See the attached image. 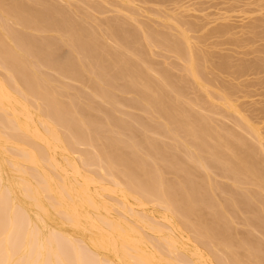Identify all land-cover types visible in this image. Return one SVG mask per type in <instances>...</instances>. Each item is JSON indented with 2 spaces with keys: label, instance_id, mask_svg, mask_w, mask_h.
Wrapping results in <instances>:
<instances>
[{
  "label": "bare ground",
  "instance_id": "obj_1",
  "mask_svg": "<svg viewBox=\"0 0 264 264\" xmlns=\"http://www.w3.org/2000/svg\"><path fill=\"white\" fill-rule=\"evenodd\" d=\"M60 1L0 0V152L9 154L3 162L16 175L15 180L5 179L0 160V264H208L199 247L214 264H264V193L257 192L264 186V155L259 152L260 159L257 154L262 140L251 118L248 122L242 114L238 117L234 102L225 95H219V105L245 120V127L237 125L246 136L220 128L221 138L214 141L213 133V141L205 139L216 130L208 126L211 119L201 113L195 117L198 110L187 105L190 92L187 101L183 96L192 84L207 92L200 78L203 68L198 70L201 66L192 57L193 41L189 44L186 37L183 46L171 44L170 35L161 40L147 26L149 32L141 28L137 34L125 18L127 9L125 19L115 18L111 29L99 35L86 22L90 15L80 21L72 10L61 8ZM8 20H13L11 25ZM181 28L185 38L189 32ZM106 34L114 37L115 45L106 47ZM133 44L141 49L133 50ZM154 48L170 49L175 60L182 61H175L182 67L173 65L183 74L153 66ZM260 67L253 68L254 75L264 73ZM61 80L83 84L89 92L82 101L68 93ZM113 93L134 95L122 102L146 117L122 112L125 106L117 109L119 104L110 103ZM111 104L116 109H109ZM183 105L191 106L193 114L184 113ZM201 105L196 108L202 112ZM256 137L257 148L249 144ZM96 142L100 147L95 148ZM78 145L83 149L73 152ZM58 149L66 152L63 164L57 160ZM69 151L74 156L77 152L80 165L71 161ZM215 175L232 185L214 181ZM249 180L259 190H241ZM90 185L98 188L91 191ZM214 192L224 196L221 202L216 203ZM105 196L114 204L105 205ZM21 199L35 207L34 221ZM41 199L63 224L91 232L93 250L87 242L49 226ZM149 204L166 212L161 222L146 215ZM89 209L97 213L94 218ZM239 214L245 215L247 231L233 227ZM178 228L196 244L190 257L178 242ZM102 251L112 253L116 261L103 257Z\"/></svg>",
  "mask_w": 264,
  "mask_h": 264
},
{
  "label": "rangeland",
  "instance_id": "obj_2",
  "mask_svg": "<svg viewBox=\"0 0 264 264\" xmlns=\"http://www.w3.org/2000/svg\"><path fill=\"white\" fill-rule=\"evenodd\" d=\"M23 1L26 4L27 3L30 4V2L32 0L31 1L30 0H23ZM56 1L58 2V0H56ZM60 2H62V3H60L59 5L63 4L61 8H63L64 10L66 9L67 12L72 10L74 13H77V14H73V12L71 11V15H77L78 16V17L75 16L78 20L86 19L88 17V15H90L91 17L86 19L87 21L86 20H83V21H86L87 23L89 21L90 24L89 23L88 24L90 26L92 25L93 28L95 27V30L97 32L99 31L98 32L99 35H100L101 30H105V32H103V31L102 32L107 33L108 30H110L111 27L113 26V24L111 26V22L113 21V23H115V18L117 19L119 17L122 19L128 18L127 20L129 22V24H131L132 26L134 25L138 29V31L135 30V31H137V34H139V32H142L143 30L148 31L147 28H151L153 31L155 29V32H153V31L152 32L155 33V35L159 39H161V40L165 39V41H166L167 36L170 35L168 38H170L171 40L170 39H168V40H170L172 42H170V41H168V42H170L171 44L173 43V44L179 45V46H183L185 44L186 37L189 38L190 39V40H188L189 44H190V41H191V43L193 41V43H192L193 45L190 44L192 51H193L192 57L193 58L195 57L194 59L196 62L198 61L197 66H201V68H199L198 70H201L203 68L201 70L202 73H201L200 78L202 80V77H203L202 81H203V83L205 82V87H206L205 90H207V92L206 91L203 92V90H202V92H200L201 90L199 91L200 88H198L199 85H197V84L188 85V87H186V88H189V90L185 88V91H184L185 93L183 95L184 99H186L185 98L186 96L189 97V98H187V99H189L187 105H192L195 108V109L193 108V110L199 111V109H197L196 106H197V104L201 105L200 102H202V105L199 107L202 109V112L200 110L199 113H197L198 112L197 111L195 114V112L191 110L192 109L191 106L184 107L186 105L185 104V105H183V107L185 108V109L183 108L184 113H186L188 111L187 114H190V111H191V115L194 112V116L201 113L202 117L204 115V117L206 119L209 118L208 119L209 121L211 119V122L208 123L211 126L210 125H208V126H209V128H211V129L214 128L216 130L212 129V130H214V132H210V134L208 135L209 137L205 138V139H207V141H213L216 137H217L216 138L217 140H218V137L221 138V136H223V134H224V132L223 133H221V132L224 130H221L220 128H224V129L228 128L229 131H232V133H235V135L237 134V136H238V134H240L242 136L243 135L246 136L244 131H242V129L240 128V127H245V125H246L245 120L238 119V117L242 114L241 116H243L244 119H246V120H248L249 117L251 118V122H249L250 119L248 120V122L251 123L255 127L256 131H258L257 136L259 135L260 141L262 140V142H264V83H262V82H261L262 84L259 83V81H264V73H260V74H256V75L253 74V72H254L253 68H256V66L260 67L261 65H264V28H258L259 25H260V27H261V25H262V27H264V24H262V23H264V22H262V21H264V13H262V12H264V11H261L260 14H257L260 12L259 11L260 8H262V10H264V5H262V4H264V0H262V2L260 0H62ZM90 3H92V6L90 5ZM94 4H96V5L99 4V5L96 6ZM122 6H123V8H122ZM97 8H98V10H97ZM122 9H125V10L121 11ZM126 9H127V11H126ZM128 10H130L129 13H128ZM131 11L133 13H131ZM124 12L127 13L126 14L127 16L129 14V17H127ZM85 14L87 16H84ZM122 14H123V16H122ZM258 15H261L262 18L258 17ZM123 17H125V18H123ZM175 17L178 20L175 21ZM91 18H93L94 20H92ZM172 19H174L173 20L174 22L171 21ZM179 19H181L180 21H182L183 24H182V22H179ZM109 20H110V22H109ZM12 21L13 20H11V21L8 20L7 22H8V24H9V22H11L9 24V25H11ZM104 21H107L110 24H108ZM257 21H258V23H257ZM96 22H100L101 25H97L100 23H96ZM5 23H6V21H5ZM92 23H94V25ZM102 23H103V25H102ZM177 23H179L180 25L182 24L181 26L185 25L186 27L184 26L183 27L184 29H182L179 26V24H177ZM187 23H188V26H187ZM106 24H108V25H106ZM6 25H7V23L5 24V27H6ZM96 26H98L99 28ZM107 26H109L110 28ZM146 26H147V28H146ZM253 26H254V28H253ZM187 27H189V29L191 31H188V29H186ZM136 28H134V29H136ZM141 28H144V29L139 31V29H141ZM179 28L182 29L181 31L186 29L187 30L186 32H189V33H187L188 34L187 36L184 35L185 38H183V35L180 34ZM151 29H149L150 32H151ZM156 30H158V31H156ZM160 30H163V31H160ZM261 30H262V32H261ZM161 32H162V34H161ZM103 33H102V35H103ZM183 33H185V32L183 31ZM51 34L55 35L54 33L50 32V35ZM46 35H49V33ZM137 36H140V35H137ZM108 37L110 39H108ZM111 37L112 36L110 34L109 35L106 34V36L104 35L103 38H105V39L107 38V40L103 39L102 42L105 41V43L107 44L106 47H109V45L111 43L115 42L114 37H112V38ZM172 37H173V39H172ZM251 37H253V38H251ZM100 39H102V38H100ZM111 45H115V43L111 44ZM133 45L135 46L136 44H133ZM133 45H132V47L134 49L131 47L133 50L138 51L139 48L141 49L140 46L136 45V47H134ZM112 47L113 46H110V48H112ZM194 47H195V49H194ZM255 49H257L258 52ZM167 50H169V51H167ZM122 51H123V49H122ZM170 51L171 50L167 49V48H163V49L154 48V50L151 51V53H152L151 56L153 58V60L151 59L152 64H153V66L158 65L157 66L158 68H163V67L169 68L167 70H170V72H172V73L174 72L173 74L175 76L182 75L183 73L179 72L181 70V68H177V67H182V65H181L182 61L179 59L175 60L177 57H175V54L172 55L173 52L170 53ZM153 54H154V57H153ZM199 57H200V59H199ZM175 61H180L179 63H181V64H179L178 62L176 63ZM222 61H225V63L228 64V68L225 64H223L224 62H222ZM169 62L171 63L172 66L169 65L170 64ZM173 63L178 64L177 67L176 66L174 67L175 64L173 65ZM254 63H256L257 65H255ZM219 64H220V66H219ZM179 65H181V66H179ZM221 65H223L224 67L226 66V68L224 69L223 66H222L223 67L222 68ZM260 68L264 69V66H261ZM178 69H180V70H178ZM234 73H237V74H234ZM61 81H63V80H61ZM63 82L64 83L66 82L65 84L68 86V88H67L68 93H70L71 95L74 94L73 96H78V97L82 96L84 98V97H86L85 94H88V92H89L86 87H83L84 86L83 84H80V83L76 84V82H74L75 83V87H74V85H73L74 83H72L71 81L69 82L68 80H65ZM68 83H71L73 86L71 84L68 85ZM255 83H257L258 85L255 86L254 85ZM55 84H57V82H55ZM252 84L255 87H253ZM257 86H259V87H257ZM72 87H74V89H77V90L72 89ZM69 88H71V89H69ZM80 89L82 90V92ZM71 90H73V91H71ZM186 92H188V93H186ZM189 92H190V94H189ZM171 94H172L171 96L174 95V93H171ZM186 94H189L190 96L186 95ZM83 95H85V96H83ZM219 95H222V96L225 95L224 97L227 96L226 97L227 99L229 97L231 100V101L230 100L229 101L234 102V105H235L234 108L236 109L237 113L234 111H231V110H227L223 105L220 106L218 101H217L219 98H221ZM133 96L134 95H132V94H130V95L125 94L124 95V94H119V93L118 94L113 93L111 95V100L114 99L115 102H114V100H112V101L110 100L111 101L110 103L113 102V104L115 106H118V104H119L117 109H120L119 108L120 106H125V104L123 102L125 100H128V98H130V99L134 98ZM82 97L80 100L83 101ZM196 97L199 99L200 102L198 100L196 101V99H197ZM194 98H195V103H196L195 106H194L195 103L192 102L194 100ZM187 99L185 101H187ZM64 100L66 101V98ZM189 102L191 104H189ZM197 102H199V103H197ZM121 103H123V104L121 105ZM114 105L111 104V105H109L110 108L108 106H107V108L113 109ZM202 107L204 108V111H203ZM125 108H127V107L126 106L123 107L122 112L128 111L126 113H129V114L132 113L134 115H136V114L140 115V113L137 112V110L135 111V110H132L130 108H127V109H125ZM114 109H116V108H114ZM235 113L236 114L240 113V114L237 117ZM140 116L146 117V116H142V115H140ZM153 117H156V116H153ZM195 117H199V116H195ZM202 117L200 119H202ZM238 123H239V125L241 123L240 127L237 125ZM208 126L206 124L207 128H208ZM217 130H219V131H217ZM216 131L219 133V135H218V133L216 134ZM213 133H215V134L211 137H212V139L214 137L215 138L212 140L210 138V135ZM256 138L255 139L251 138L249 140V142H251V143H249V144H250V146L255 145L256 146V147L254 146L255 148H257L259 145L261 146L260 151H258L259 150L258 148L260 146L257 148V152H258L257 154H258V157L260 158L261 155H264V146H262V145H264V143L260 142L259 144H257L258 143L257 141L259 138L258 137H256ZM100 143L101 142H99V143L96 142L95 148L97 146L100 147V145H101ZM97 144H99V145H97ZM75 146H74V148H75ZM83 146L79 147V145H78L76 147L78 149H75L73 152L79 150V148H80V150L83 149ZM86 147H84V149H88ZM61 152L62 151L58 149V151H56V157H57V160L61 164H63V160L61 159V157L63 155H65L66 152H62V153ZM259 152L261 153V155H259L260 154ZM71 153L72 152L69 153V158L70 159L72 158L71 161H73L76 164L78 162V164L80 165L79 161L76 160L77 157H75V156H77V152H76L75 156H74V154L71 155ZM8 156H9V154H7L6 152L5 153L0 152V160H1L2 165L4 167L3 168L4 169V177L6 179V178H9V176H11L9 179L15 180V178H16L15 173L13 172L14 173L13 174L12 172H10L12 170L9 169V167L7 166L6 163L4 165V162L6 161ZM58 157H60V158H58ZM260 159H259V161H260ZM261 160L264 161V156H262ZM262 161H260V163ZM260 165H264V163H261ZM260 168L262 169L264 167L260 166ZM88 169L90 170L92 168H88ZM95 170H97V168L96 169L94 168V170H92V171L94 172ZM262 170H264V169H262ZM92 171L90 170L89 172H92ZM97 172H98V170H97ZM97 172H94V173H97ZM88 175L94 176L91 173ZM69 177H71V175ZM167 178H171V176L167 175ZM72 179L74 180V178H72ZM212 179H214V181H216V182H219V183H222V184H225L228 186L232 185V182H230L231 180H229L227 178L224 179L223 177L218 176V175L217 176L215 175V177H213ZM72 182L74 183V181H72ZM251 182L249 180L247 183H250V185H248L247 183L244 186L242 185L241 190L242 189L243 190L248 189V190H255V192L259 189L264 190V186H262L261 188L258 189L259 186L258 185H257L258 187L252 186V185H256V184L251 183ZM106 186H108V185H106ZM97 188H98V185L97 186L90 185L91 191H94ZM260 190L257 192L264 193V191H260ZM213 194H214V198H216L214 200H217L216 203L221 202L222 198L224 197V196L221 197L222 195L219 192L218 193L214 192ZM106 197L107 196L102 198L103 200H105V202H103L104 204L105 203L107 205H110L109 203L114 204V202H111L109 199L107 200L108 197L107 198ZM217 198L218 199L220 198L221 200L220 199L218 200ZM43 199H41L42 200L41 203L48 210L47 216L45 219L46 223L49 226L52 225V227H57V228L61 229L63 232L69 233V234L75 236L76 238H79V239L87 242L90 250H93V248L91 247V244L89 242L90 236H92L91 232L88 231V233H87V231L75 230V229L69 227L67 224H63L62 220H60V216L58 217V214H56V212H54L51 208H49L47 206L48 203H46V201H44L45 199L44 200ZM21 201L24 204V206L27 208V210L31 213L30 214L31 218L34 221V217H33L34 214L33 213L36 211L34 209L35 207L32 205H29L27 200L21 199ZM107 201H108V203H107ZM131 203L134 204V202H131ZM151 205H153V204L146 205L147 207L144 208V212L146 213L147 216L153 217L154 219H157V221L161 222V220L159 218L161 217V215L164 216L166 212L163 211V209H160L162 207H160V208L155 207L158 205H153L154 207H151ZM152 208H153V210H151ZM87 212H88V215L90 218H94V215L95 216L97 215V213H95L91 209L87 210ZM100 212H101V214H104V212H102V210H100ZM111 214L114 217H117V215L113 214V212ZM151 214H152V216H151ZM262 215H264V214H262ZM244 216H245L244 214H241L240 216H238V217H240L239 220H237V222L233 223V227L236 230H238V229H239V231H247L248 230V228L245 227L244 223H243ZM262 217H264V216H262ZM62 224L64 226H62ZM164 231H163V234L167 235L168 232L166 231L167 232L166 233ZM46 233L47 232L45 230L44 231L42 230L43 235H46ZM175 233H177L176 237L178 239V242L180 240L179 243L183 246V251L185 252V254H187V256L190 257V252L196 247V244L190 239L191 235H188V233H186L185 231H183L182 229H179V228H178V230L175 229ZM148 234H151V233L148 232ZM187 235L189 237H187ZM179 236H181V238ZM256 236L258 237L257 233H256ZM182 238H183V241H182ZM187 238L190 240L191 244H190V242L185 241ZM198 249H199V252L205 257V259H207L208 262L207 261L206 262L208 264H210V263L214 264L213 260H212L213 258L211 257L212 258L211 259L209 254L207 253L208 251H205L201 247H199ZM159 250L162 251L161 248ZM188 252H189V254H188ZM101 254L106 259H109L111 261H116L113 254L110 252L102 251ZM205 255L208 258H206ZM191 258L193 260L195 259L192 256H191ZM209 260H210V262H209Z\"/></svg>",
  "mask_w": 264,
  "mask_h": 264
}]
</instances>
